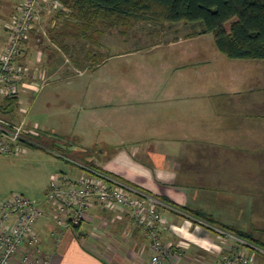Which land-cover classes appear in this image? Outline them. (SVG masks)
<instances>
[{"label": "crops", "instance_id": "0c3cea01", "mask_svg": "<svg viewBox=\"0 0 264 264\" xmlns=\"http://www.w3.org/2000/svg\"><path fill=\"white\" fill-rule=\"evenodd\" d=\"M15 9L1 21L0 50ZM46 21V36L34 30L23 44L18 61L28 75L16 105L0 114L36 128L38 115L53 116L41 122L36 142L64 132L59 142L70 174L94 164L155 205L162 242L173 252L163 264H215L235 250L249 254L250 264H264L258 247L226 231L264 242V94L235 88L247 63L224 58L206 33L186 31L194 24L164 22L182 37L150 51L111 46L104 54V33L94 64L82 67L57 38L62 32L49 28L52 16ZM192 39L200 43H177ZM57 116L73 126L59 130ZM35 230L43 264H150L149 238L119 209L93 204L78 233L64 231L48 212Z\"/></svg>", "mask_w": 264, "mask_h": 264}, {"label": "built area", "instance_id": "2783aa9c", "mask_svg": "<svg viewBox=\"0 0 264 264\" xmlns=\"http://www.w3.org/2000/svg\"><path fill=\"white\" fill-rule=\"evenodd\" d=\"M61 0H20L12 17L5 45L0 50V100L16 97L28 75V67L18 61L24 42L32 31L47 34L43 22L48 16L66 11ZM36 132V134H35ZM39 130L22 118L13 123L0 117V153L11 154L22 140L33 141ZM48 209L29 197L16 193L0 201V264L46 263L40 248L37 222L51 213L64 231L78 233L89 208L97 203L129 213L150 240V264H163L173 254L161 239L163 216L126 184L106 174L82 168L75 174L59 172L47 188ZM249 254L235 250L215 264H250Z\"/></svg>", "mask_w": 264, "mask_h": 264}, {"label": "trees", "instance_id": "16d2710c", "mask_svg": "<svg viewBox=\"0 0 264 264\" xmlns=\"http://www.w3.org/2000/svg\"><path fill=\"white\" fill-rule=\"evenodd\" d=\"M61 2L67 10L52 15V20L55 21L54 24L53 21L49 24L50 29H55L62 21V33L57 36L58 39L60 36L80 38L89 33H103V28L99 26L127 28L135 22H185L198 26V33H213L216 47L230 59H264V0H61ZM120 31L125 32L126 29ZM16 103V97L3 99L0 112ZM39 136L40 134L35 140H38ZM22 142L35 144L27 140ZM79 167L106 174L94 164ZM226 231L264 250V242L253 238L252 235L234 229Z\"/></svg>", "mask_w": 264, "mask_h": 264}, {"label": "rangeland", "instance_id": "374dc122", "mask_svg": "<svg viewBox=\"0 0 264 264\" xmlns=\"http://www.w3.org/2000/svg\"><path fill=\"white\" fill-rule=\"evenodd\" d=\"M19 2L20 0H0V24L3 19H5L6 21V19H9V17H11V15L15 13V8ZM184 23L185 22H183V24ZM62 24L63 23L61 21V23L56 29L62 31ZM134 24L135 23H133L132 25ZM161 24L162 23L142 22L136 24L137 27L134 28H115L110 26H99V28H103V33H89L87 36L80 38H75L72 36H62L61 40L66 42V44H64L68 46L69 50L73 53V58L82 59V67H85L87 65L91 66L94 64L95 59H93L92 55L94 51L98 50L100 44L103 43L101 36L104 33H106L105 35H107V37L109 36V38L106 39V41L104 42V45H106L104 54L109 53V49L107 47L111 46H114L113 50L134 48L141 49V51L144 52L150 51L148 47L151 45H157V47L167 46L172 43L170 41L174 39L175 35L181 36L179 34L181 32H178L177 34L169 32L167 28L169 26L168 23L163 25ZM43 25H45V28L47 29L46 20L43 22ZM163 26H166V29H164L165 31H163V34H160L158 32L148 34L149 30H151L152 28L161 29V27ZM189 26H192L191 29L189 30L186 28V31L198 30V26L196 25ZM125 29V32L120 31ZM42 36H46V34H43ZM203 38H210L212 44L215 45L213 33H206ZM203 38L202 41L204 40ZM46 42L48 43L49 41ZM177 43L198 45L200 41L192 39ZM158 50L160 49H156L154 51ZM222 56H224V58H227L226 55ZM239 61L247 63L248 66H246L247 64L244 65L243 71L245 72V76L243 74L239 75L241 77V84L235 86V88L239 89L241 92H245L247 88L250 89V92L258 91L264 94V59L237 60V62ZM0 117L7 121H11L9 117L4 116L2 114H0ZM51 118H53V116L50 117L45 114L41 116L38 115L36 117V120L38 121L36 122L37 130L43 129L41 127L42 121L48 119V122H51L53 120ZM255 119L256 118H252L250 119V121H255ZM11 122L17 123L14 121ZM54 122H58L56 126L59 128V130L60 128H69L74 124L64 119V117L63 119H55ZM34 123L35 121L32 120L31 124ZM246 123L253 126L249 122V120H246ZM40 133L41 132H39L38 135ZM50 135L52 136V138L49 142H36V140H33L35 144H27L26 142H22L17 145L16 150L11 154L0 153V201L2 199L10 197L13 194L20 193L29 197L37 205L45 207L47 209L49 208L47 203V188L51 177L55 174H58L59 172L70 173V169L72 166L71 162L62 155V153H66L68 151L65 142H59L60 138H63L62 136L64 135V132H51ZM73 145L77 146L79 145V143L76 142L73 143ZM256 248L253 249H259L264 253L263 249Z\"/></svg>", "mask_w": 264, "mask_h": 264}, {"label": "water", "instance_id": "95a60500", "mask_svg": "<svg viewBox=\"0 0 264 264\" xmlns=\"http://www.w3.org/2000/svg\"><path fill=\"white\" fill-rule=\"evenodd\" d=\"M12 108H13V105L9 109H7L6 111L9 112Z\"/></svg>", "mask_w": 264, "mask_h": 264}]
</instances>
